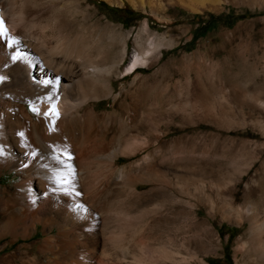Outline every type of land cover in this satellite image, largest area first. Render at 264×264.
I'll return each mask as SVG.
<instances>
[{
  "label": "rangeland",
  "instance_id": "rangeland-1",
  "mask_svg": "<svg viewBox=\"0 0 264 264\" xmlns=\"http://www.w3.org/2000/svg\"><path fill=\"white\" fill-rule=\"evenodd\" d=\"M49 1L32 32L42 43L65 32L98 40L107 77L98 87L109 94L70 112L47 158L38 141L48 142L49 123L12 96L27 73L0 62V264H264L253 251L264 236V0L200 12L175 0L143 10ZM138 51L147 63L126 75ZM40 168L74 187V173L87 175L76 190L99 204L95 225L64 220L42 195ZM200 178L201 189L181 190ZM174 249L177 263L163 257Z\"/></svg>",
  "mask_w": 264,
  "mask_h": 264
},
{
  "label": "bare ground",
  "instance_id": "bare-ground-1",
  "mask_svg": "<svg viewBox=\"0 0 264 264\" xmlns=\"http://www.w3.org/2000/svg\"><path fill=\"white\" fill-rule=\"evenodd\" d=\"M48 1L49 0H0V19L4 21V28L6 29V36L0 37V62L4 61L6 65L16 64L25 69L27 73V83L24 82L26 86L23 84L25 88L21 89L22 91L20 94L17 93V95H14L11 92L10 94L15 96L14 99L16 98L15 100L17 102L27 101L32 109H38V111L35 112L40 115V119L49 123L50 131L48 132L46 128V132L40 135L44 138L51 139H48L47 143L38 142L41 144L42 153L45 157L51 158L52 156V158H56V152L53 150L52 146L57 147L61 145L63 134L68 131L70 125V112L75 111L74 109L76 107L84 104L88 100H97L104 97L109 94V89L107 88V90H105L104 88L98 87L99 81L107 79L103 71L104 68H102L103 57L100 53L101 47L98 40L87 43V41H83L84 39L78 34L75 36H68L65 32L56 37L54 42L49 41L45 43L44 41V43H42L41 39L32 32V30H34L32 28L40 19V15L36 14L37 9L45 5ZM103 1L107 3H111L112 1H125L131 7L140 8L142 10L146 6L151 7L153 5H160V0ZM175 2L190 12H200L204 8H210L217 0H175ZM26 24L29 25V29L26 32H24V29V33H22L20 28ZM35 30H37V28ZM8 40H15L17 43H15L13 47H8ZM91 48L96 49L97 55L94 56L91 54ZM147 54V52H135L126 66V75L145 66L147 63ZM12 56H16L17 59L13 60ZM2 77L4 76L0 74V78ZM77 78L81 79L73 81ZM45 81L48 83H45ZM66 82L68 84L64 86ZM27 93L28 95L25 96ZM50 96L52 97L51 100L48 99ZM52 105H55L58 116H45L44 113L48 112ZM71 120H73V116ZM51 143L52 145H50ZM26 158L28 159L27 162L30 164L33 163L30 162L29 157L26 156ZM62 163L68 165L66 162ZM33 164H37V161ZM39 170L40 171H34V176L43 181V197L55 199L52 202L53 208H57V210L61 211L65 221H68L70 224L83 225L84 227L88 226V224L90 225V223L95 225L101 214L99 208L96 207L99 204L94 206L83 201L82 198L84 197H81L76 190L78 186L83 188L81 186H84L87 175L80 172L74 173V178L77 180V187H74L73 184L62 182V178L60 177L61 172L59 170L48 168H40ZM85 171L83 170L84 173ZM203 182V178H200L196 183H190V181H188L181 185L180 188L183 192H188L187 190L190 189L189 186L191 185L196 189H201ZM57 193L61 195L60 198H62V200H66L65 204H63L64 202L61 200H58L59 198H57V195L55 196ZM256 210L252 209L250 215L253 214V216H255L254 214L258 213ZM254 244L253 251H256L258 255L263 258L264 262V236L257 239ZM163 257L172 263L176 262L181 257V253L177 249L173 251H164Z\"/></svg>",
  "mask_w": 264,
  "mask_h": 264
},
{
  "label": "snow or ice",
  "instance_id": "snow-or-ice-1",
  "mask_svg": "<svg viewBox=\"0 0 264 264\" xmlns=\"http://www.w3.org/2000/svg\"><path fill=\"white\" fill-rule=\"evenodd\" d=\"M5 36H6V29L4 28V21L2 19H0V37H5ZM15 43H17V41H15V40H8L7 41V46L8 47H13V45ZM12 59L13 60H16L17 57L16 56H12ZM0 79H2V78H0ZM45 83H48V82L45 81ZM48 99L51 100L52 97L50 96ZM32 110L33 111H38V109H35V108L32 109ZM44 115L45 116H48V115L58 116V113L56 112V109H55V105H52V107L50 108V110L48 112H45ZM20 135L22 136L23 133H20ZM69 159H71V157H69ZM68 171H69V173H71V167L70 166H68ZM62 182L63 183H69L70 181L67 178H65V179H63Z\"/></svg>",
  "mask_w": 264,
  "mask_h": 264
},
{
  "label": "trees",
  "instance_id": "trees-1",
  "mask_svg": "<svg viewBox=\"0 0 264 264\" xmlns=\"http://www.w3.org/2000/svg\"><path fill=\"white\" fill-rule=\"evenodd\" d=\"M121 22L125 25L126 24V21L124 20H121ZM203 34V31H198L197 33H195V35L192 37V40L196 39L198 36L202 35Z\"/></svg>",
  "mask_w": 264,
  "mask_h": 264
}]
</instances>
